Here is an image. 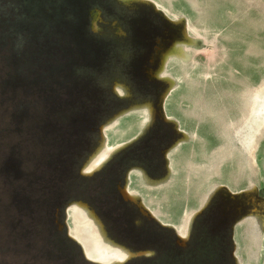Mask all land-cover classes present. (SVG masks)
<instances>
[{"label":"rangeland","instance_id":"rangeland-1","mask_svg":"<svg viewBox=\"0 0 264 264\" xmlns=\"http://www.w3.org/2000/svg\"><path fill=\"white\" fill-rule=\"evenodd\" d=\"M263 107L264 0H0V264H264Z\"/></svg>","mask_w":264,"mask_h":264},{"label":"bare ground","instance_id":"bare-ground-1","mask_svg":"<svg viewBox=\"0 0 264 264\" xmlns=\"http://www.w3.org/2000/svg\"><path fill=\"white\" fill-rule=\"evenodd\" d=\"M170 55H171V57H177V58H180V59L181 58L182 59H186L185 57L187 56L185 53H183V51L181 49L179 50L177 48H174L170 52L163 54V57H162V66L163 67L162 68L165 67L166 62L171 58ZM158 76L162 77V74L159 73ZM167 81H169V83L173 84V82H172V80L170 78L167 79ZM145 109L149 111V119H151L153 117V114H154L153 107L150 106V105H146L145 106ZM263 120H264V107L262 108V110H260V112L257 113V115H256L253 123L250 125L251 132H254L257 129L258 125L260 123H262ZM97 159L94 161V159L92 158V162L84 166V168H83V174L88 175V176H91L93 173L97 172L98 170H100L102 168V163H97V161H98ZM122 192H123V195H124L125 198H127V199H130L131 198L134 203H137L135 196L131 195L127 191V189H123ZM76 206L79 207L81 210H83V212H85L87 214V216L91 220L96 221V222H99L96 214L89 209V207L87 206V204H85L83 202H78V203H76ZM118 250H119V248H118ZM137 254H139V253H137ZM137 254L130 252L128 255L131 258L133 256H136Z\"/></svg>","mask_w":264,"mask_h":264},{"label":"crops","instance_id":"crops-1","mask_svg":"<svg viewBox=\"0 0 264 264\" xmlns=\"http://www.w3.org/2000/svg\"><path fill=\"white\" fill-rule=\"evenodd\" d=\"M147 112V111H146ZM127 189L128 190V192L131 194V195H133V196H135V198H136V202L137 203H139L138 202V193H137V195L134 193V192H130L129 191V188L128 187H121L120 189ZM121 191V190H120ZM121 193H122V191H121ZM123 194V193H122ZM124 196V195H123ZM126 200H130V201H132V199L130 198V199H127V198H125ZM133 202V201H132ZM134 203V202H133ZM237 239H240V232L237 230ZM240 241V240H239ZM239 244V249H241L242 248V245H241V242H238Z\"/></svg>","mask_w":264,"mask_h":264},{"label":"flooded vegetation","instance_id":"flooded-vegetation-1","mask_svg":"<svg viewBox=\"0 0 264 264\" xmlns=\"http://www.w3.org/2000/svg\"><path fill=\"white\" fill-rule=\"evenodd\" d=\"M126 189V188H125ZM123 189H121V191H122ZM123 193V192H122Z\"/></svg>","mask_w":264,"mask_h":264}]
</instances>
